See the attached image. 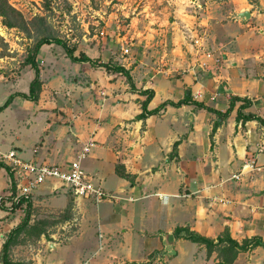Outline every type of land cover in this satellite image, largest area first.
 Returning <instances> with one entry per match:
<instances>
[{"label":"crops","instance_id":"crops-1","mask_svg":"<svg viewBox=\"0 0 264 264\" xmlns=\"http://www.w3.org/2000/svg\"><path fill=\"white\" fill-rule=\"evenodd\" d=\"M196 1H184L172 11L175 19L169 49L158 50L142 34L131 39L135 47L130 57L116 54L117 47L110 40L102 44L99 60L123 65L130 70L136 88L152 89L148 109L166 100L176 102L190 93L193 101L224 112L230 97L236 95L252 101L245 112L264 117V27L258 23L264 19V0H207L204 5ZM242 11H248L249 17L239 16ZM149 15V21L156 17L154 12ZM194 23L202 27L201 34L195 27L192 30ZM234 24L239 31L233 30ZM189 35H198V42L190 44ZM245 41H249L247 51L241 52L239 43ZM82 52L98 58L87 50ZM41 55V61L45 60L40 67L41 88L51 90L52 99L41 90L36 102L15 97L10 103L33 116L45 114L29 160L68 165L93 140L82 167L109 195L97 203L73 195L77 229L67 243L81 233L80 222L91 203L104 251L97 264H140L153 251L152 264L158 263L168 252L164 235L177 225H188L211 238L227 228L240 243L255 235L264 240V126L255 120L236 121L241 101L221 121L215 112L193 103L166 105L159 113L137 120L145 95L131 90L124 75L88 62H73L60 52L49 55L41 51ZM198 60L206 64L199 66ZM16 91L20 90L11 92ZM222 95L224 99L218 101ZM29 103L32 106L24 108ZM215 121L220 124L213 130ZM250 159H255L258 169L245 172L238 180L228 179ZM119 164L133 181L116 172ZM48 183L41 184L31 198L42 216L58 213L68 200L52 197L63 188L53 192ZM7 187L8 175L0 167V195ZM64 192L67 195L70 191ZM215 197L228 202L219 203ZM84 200L90 204L84 206ZM6 215L0 208V219ZM181 216L185 219L182 224L177 220L172 224ZM10 218L0 220L3 228L10 226L7 231L14 224L15 218ZM4 237L0 232V249ZM147 238H154L157 246L140 247L138 242ZM116 248L121 250L119 256ZM14 250L15 245L11 258ZM215 252L208 256L205 249V255L193 264H215ZM232 264H264V247L239 251Z\"/></svg>","mask_w":264,"mask_h":264},{"label":"rangeland","instance_id":"rangeland-1","mask_svg":"<svg viewBox=\"0 0 264 264\" xmlns=\"http://www.w3.org/2000/svg\"><path fill=\"white\" fill-rule=\"evenodd\" d=\"M179 1L181 2L179 3ZM184 1L188 4L193 2V0H51L49 7H46L44 6V0H9L15 8L22 12L26 19H31L35 15L44 16L48 33L67 39L70 45L75 44L78 49L77 52L87 50L98 57V59H102L100 54L102 53V44L110 40L117 47L115 49L116 54L122 55L121 58L130 57L133 55L132 50L135 47L131 39H139L142 34L147 35V39L158 50L169 49L173 36L172 32L174 31L171 22L175 19L172 11ZM205 1L207 0H197L196 2L204 5ZM149 12H154L156 15L152 21L148 20L151 17ZM258 23L264 27V19H261ZM190 26L192 30H194V27L199 29L197 33H202V27L196 23ZM233 30L239 31L237 25L234 24ZM101 32L104 33L101 35ZM177 32L181 34L179 29H177ZM35 38L34 36L28 37L18 29L3 26L0 18V104L8 96V94L4 95L7 91L10 93L13 89H18L27 92L29 81L33 76V70L29 65L24 64V58L27 55L28 47L35 42ZM197 39H199L198 35L188 36L190 44H194V40ZM115 40L117 44L113 42ZM247 43L249 41L239 43L241 52L247 51L249 45ZM122 46L128 48V53L123 52ZM41 51L49 55L57 52H60L61 55L64 54L62 48L54 44L43 46ZM227 51L229 50L227 49ZM220 58L223 59L222 53H220ZM42 59L43 55L40 54L38 57L39 67L43 68L45 60L41 61ZM242 70L245 71L246 68ZM44 79L47 80L45 77ZM41 90L44 96H48V100L52 99L51 90L46 87L44 89L41 88ZM223 99L224 95L217 100L221 101ZM23 106L29 109L32 104H24ZM19 108L20 105L18 104L9 105L0 112V150L7 152L13 148L23 160H29L33 149L32 141L34 142L35 138V140H38L40 137L45 114L41 112L37 116H33V114L30 115L31 111L25 112ZM94 183L100 185L96 181ZM48 184L52 188L53 184L58 183L52 181ZM227 184L230 185V183ZM100 186L106 191L105 186ZM62 190L60 194H55L52 197H67L64 192L67 188ZM6 192L7 188L4 189V193L0 196L5 195ZM84 203V206L90 204L87 200H84ZM91 204L85 207V214L80 222L81 233L72 236L69 243L66 242L67 238L77 229V219H75L77 215L72 210L70 216L63 220L64 209L55 214L46 213L47 216H63L60 219L58 218V221L54 220L53 224H46V232L40 237H37L32 231L19 234L17 237L19 243L15 245L12 259H23L24 261H31L33 264L34 262L37 264L99 263L104 251L97 235L95 208H92ZM32 213L30 223H36L37 220L45 216L40 215L41 213L36 207L33 208ZM23 214L24 210L22 208H18L14 213L10 214V219L13 220L15 218L14 222H12L14 223L12 227L19 222ZM49 220L53 221L52 219ZM175 220L182 224L185 219L182 216L181 218L176 217L171 221L172 224ZM151 223L153 224V220H151ZM9 227L3 228L0 226V232H4L6 235ZM150 227L151 224H149L148 228ZM48 241H51L50 244H53V246H50ZM138 244L140 247L157 246L154 238H147L146 241H139ZM159 245L161 248V244ZM200 247L201 245L195 242L178 238L174 245L177 254L174 255L167 252L155 264H193L195 259L201 260L203 255H205V248ZM116 249L115 254L119 256L121 250L119 248ZM135 251L136 249H133V252ZM94 252L98 253L97 256L92 255ZM215 253L217 254V252ZM123 254L125 255V252ZM141 256L139 255V257ZM148 257L149 255H146L145 260ZM125 264L131 263L126 262Z\"/></svg>","mask_w":264,"mask_h":264},{"label":"trees","instance_id":"trees-1","mask_svg":"<svg viewBox=\"0 0 264 264\" xmlns=\"http://www.w3.org/2000/svg\"><path fill=\"white\" fill-rule=\"evenodd\" d=\"M51 0H44V6L49 7ZM0 18L3 26L7 28H15L22 32H24L28 37H36L35 42L32 46L28 47L27 55L24 58V64L29 65L33 70V76L31 77L28 85L27 92L24 91H16L8 94L6 99L2 104H0V112L7 108L12 100L15 97H20L25 100H29L32 102H36L39 98L42 80L40 78V67L38 57L41 54V50L43 46L46 45H58L62 48L63 53L73 62H88L93 67H103L105 70H111L114 72H119L125 76L126 81L131 90H138L140 94L145 95V99L141 101V112L135 116V119H145L149 115L159 113L166 105H171L174 107H179L182 104L193 103L198 108H205L209 111L215 112L218 116V119L221 121L225 119L231 110L233 109L235 103L237 101H241V104L237 108L236 121L246 122L249 120H255L260 125L264 126V117L252 113L250 111L245 112L244 110L252 105V101L247 97H241L233 95L230 97L229 104L224 112L215 111L214 109L205 106L202 102L193 101L191 99V94L189 93L184 98L174 102L172 100H166L161 102L159 105L152 109H148V102L153 97L152 89H138L136 88L132 76L130 74V70L123 65L116 64L112 61L103 62L98 58H90L84 52H77V48L75 44L70 45L67 39H62L57 36H53L48 33L45 26V18L41 15H35L31 19H26L22 12L15 8L9 0H0ZM220 121H215L213 130L220 124ZM177 142L174 143V147H176ZM172 154V153H171ZM0 167L4 168L8 175L13 180V174L10 172L9 167H7L4 163L0 161ZM116 172L125 178H130L133 181V176L129 173L125 172L121 165H116ZM15 185L14 182L10 187H7V192L11 191L12 194L14 192ZM68 200L67 204L64 208V216L63 220L67 219L74 207L73 203V194L72 192L67 194ZM12 201V197L5 194L0 196V208L7 212V215L4 218L10 216V214L14 213L18 208H22L24 210L23 216L20 218L19 222L10 228V230L6 233L4 240L0 249V264H33L31 261L24 260H13L10 257L11 247L18 244L17 237L21 233H29L33 232L37 237H40L42 234L46 232V224H50L55 222L60 217L53 215H46L41 217V219L37 220L36 223H30L33 211V205L31 197L25 198L20 197L18 201H12L10 205H7L6 202ZM67 215H66V214ZM44 218V219H42ZM52 219L53 221L49 220ZM58 219V220H59ZM49 220V221H47ZM57 220V221H58ZM56 221V222H57ZM49 222V223H48ZM173 235L177 238H184L195 242L199 245H203L206 249L207 255L209 256L213 251L217 252L218 261L215 264H232L235 260L239 251L247 250L249 248H254L256 246L264 247V240L258 236H252L250 238L244 239L241 243L236 239L232 238L228 229L225 228L221 234H219L216 238H211L205 236L195 230H192L188 225L180 226L177 225L173 229ZM156 256V252L149 254L148 260L142 262L140 264H152V260H154Z\"/></svg>","mask_w":264,"mask_h":264},{"label":"built area","instance_id":"built-area-1","mask_svg":"<svg viewBox=\"0 0 264 264\" xmlns=\"http://www.w3.org/2000/svg\"><path fill=\"white\" fill-rule=\"evenodd\" d=\"M104 32H101V35ZM198 41L195 40V43ZM124 53H128V48L122 46ZM199 62V66L206 63ZM196 96V94L194 95ZM94 141L90 140L77 153L74 160L69 161L68 165H54L48 163H37L33 160H23L17 155V151L13 148L7 152L0 150V161L9 167L13 174V180L8 175V187L14 182L15 189L5 194L12 197V201H18L20 197L29 198L33 196L36 189L45 182L55 181L58 184L52 185V191L56 192L60 188H67L75 197L90 198L94 202H100L109 197L108 193L103 190L100 185H96L93 178L83 169L82 159L86 157ZM255 168V159L246 161L237 173L232 174L228 179L238 180L245 172L252 171ZM6 171V170H5ZM219 203L225 204L228 201L223 197H215ZM12 201L6 202L10 205Z\"/></svg>","mask_w":264,"mask_h":264},{"label":"water","instance_id":"water-1","mask_svg":"<svg viewBox=\"0 0 264 264\" xmlns=\"http://www.w3.org/2000/svg\"><path fill=\"white\" fill-rule=\"evenodd\" d=\"M239 16H241V17L244 16V17L248 18L249 12L248 11H242L241 13H239ZM164 244H165L167 251L170 252V254L176 253V251L174 249L175 237H174L172 232L166 233L164 235ZM50 246H53V244H50Z\"/></svg>","mask_w":264,"mask_h":264}]
</instances>
